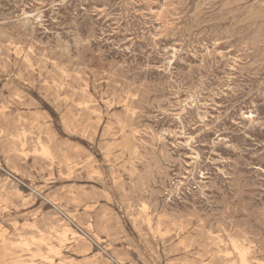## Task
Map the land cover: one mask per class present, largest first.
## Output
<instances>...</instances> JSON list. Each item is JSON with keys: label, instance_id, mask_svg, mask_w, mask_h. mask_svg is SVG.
Segmentation results:
<instances>
[{"label": "rangeland", "instance_id": "374dc122", "mask_svg": "<svg viewBox=\"0 0 264 264\" xmlns=\"http://www.w3.org/2000/svg\"><path fill=\"white\" fill-rule=\"evenodd\" d=\"M0 22V264H264V0H0Z\"/></svg>", "mask_w": 264, "mask_h": 264}, {"label": "bare ground", "instance_id": "6f19581e", "mask_svg": "<svg viewBox=\"0 0 264 264\" xmlns=\"http://www.w3.org/2000/svg\"><path fill=\"white\" fill-rule=\"evenodd\" d=\"M215 3H216V2H215ZM204 4H206V3H204ZM202 8H203V7H202ZM200 12H201V11H200ZM26 17H28V16H26ZM255 17H256V16H255ZM252 18H253V17H252ZM0 23H1V22H0ZM8 27H10V26H8ZM2 29H3V28H2ZM20 30H21V29H20ZM26 30H27V29H26ZM48 34H49V33H48ZM33 37H34V36H33ZM3 38H4V37H3ZM20 38H21V37H20ZM16 40H18V38H17ZM24 40H25V39H24ZM20 42H21V41H20ZM41 42H42V40H41ZM46 42H47V41H46ZM43 43H44V42H43ZM43 43H42V44H43ZM42 44H41V46H42ZM15 45H16V44H15ZM37 45H38V44H37ZM16 47H17V46H16ZM18 47H19V46H18ZM52 49H53V48H52ZM14 50H15V49H14ZM31 50H32V49H31ZM46 50H47V49H46ZM9 51H10V50H9ZM50 51H51V50H50ZM52 52H53V51H52ZM210 52H211V51H210ZM210 52H209V54H210ZM212 52H213V51H212ZM16 53H17V51H16ZM29 54H30V53H29ZM223 54H224V53H223ZM44 55H45V54H44ZM2 56H3V55H2ZM14 56H15V55H14ZM20 56H21V55H20ZM49 56H50V55H49ZM52 56H53V55H52ZM54 56H55V55H54ZM60 56H61V55H60ZM5 57H6V56H5ZM10 57H11V56H10ZM29 57H30V56H29ZM47 57H48V56H47ZM216 57H217V56H216ZM222 57H223V56H222ZM57 58L59 59V57H57ZM206 58H207V57H206ZM8 59H9V58H8ZM29 59H30V58H29ZM37 59H38V58H37ZM41 59H42V57H41ZM41 59H40V61H41ZM43 59H44V58H43ZM48 59H49V58H48ZM207 59H209V58H207ZM6 60H7V58H6ZM25 60H26V59H25ZM31 60H32V59H31ZM31 60H30V61H31ZM38 60H39V59H38ZM45 60L47 61V59H45ZM55 60H56V59H55ZM61 60H62V59H61ZM203 60H204V58H203ZM215 60H216V59H215ZM43 61H44V60H43ZM207 61H209V60H207ZM51 62H52V61H51ZM38 63L40 64V62H38ZM43 63H44V62H43ZM66 63H68V62H66ZM69 63H70V62H69ZM25 64H26V63H25ZM44 64H45V63H44ZM70 64H71V63H70ZM207 64H208V63H207ZM27 65H28V64H27ZM54 65H56V64H54ZM59 65H60V64H59ZM40 66H41V64H40ZM45 66L47 67V64H46ZM56 66H57V65H56ZM64 66H65V65H64ZM66 66H67V65H66ZM30 67H31V65H30ZM42 67H43V66H42ZM67 67H68V66H67ZM209 67H210V66H209ZM44 68H45V67H44ZM54 68H55V67H54ZM57 68H58V66H57ZM62 68H64V67H62ZM81 68H82V66H81ZM202 68H203V67H202ZM1 69H3V68H1ZM32 69H33V68H32ZM65 69H66V68H65ZM68 69H69V68H68ZM76 69H77V68H76ZM74 70H75V69H74ZM72 71H73V70H72ZM55 72H56V71H55ZM55 72H54V73H55ZM58 72H59V71H58ZM62 72H63V71L61 70V73H62ZM66 72H67V70H66ZM66 72H65V73H66ZM73 72H75V71H73ZM69 73L73 74L72 72H69ZM55 74H56V73H55ZM58 74H60V73H58ZM67 74H68V73H67ZM71 74H70V75H71ZM124 74H125V73H124ZM70 75H69V76H70ZM78 75L81 76V74H78ZM121 75H122V74H121ZM125 76H126V75H125ZM78 77H79V76H78ZM120 78H121V77H120ZM75 79H76V77H75ZM123 79H124V78H123ZM21 81H22V80H21ZM119 81H120V80H119ZM44 83H45V80H44ZM130 83H131V82H130ZM134 83H135V82H134ZM75 84H76V83H75ZM41 85H43V83H42ZM128 85H129V84H128ZM135 85H136V84H135ZM48 86H49V85H48ZM70 86H71V85H70ZM124 86H125V85H124ZM60 87H61V85H60ZM62 87H63V85H62ZM125 87H126V86H125ZM132 87H133V86H132ZM132 87H131V88H132ZM49 88H50V87H49ZM128 88H130V87H128ZM72 89H73V88H72ZM133 89L135 90L134 87H133ZM136 90H137V88H136ZM60 91H61V90H60ZM75 91H76V90H75ZM54 93H55V91H54ZM55 94H58V92L55 93ZM55 94H54V95H55ZM78 96H79V95H78ZM96 96H97V95H96ZM147 96H148V95H147ZM90 97H91V96H90ZM126 97H127V96H126ZM43 98H44V97H43ZM142 98H143V97H142ZM111 99H113V98H111ZM44 100H45V99H44ZM62 100H64V99H62ZM81 100H82V99H81ZM100 100H101V99H100ZM102 101H103V100H102ZM127 101H128V100H127ZM127 101H126V102H127ZM134 101H135V100H134ZM17 103H21V102H17ZM48 103H49V101H48ZM145 103H146V102H145ZM98 104H99V103H98ZM147 104H148V103H147ZM102 105H103V103H102ZM41 107H42V106H41ZM91 108H92V107H91ZM116 108H117V107H116ZM95 109H96V108H95ZM101 110H102V109H101ZM107 110H108V108H107ZM95 111H96V110H95ZM137 112H138V111H137ZM140 112H141V110H140ZM106 113H107V112H106ZM108 113H109V111H108ZM138 113H139V112H138ZM141 113H142V112H141ZM145 113H146V112H145ZM58 114H59V113H58ZM88 115H89V114H88ZM251 115H252V114H251ZM252 117H253V116H252ZM0 118H2L1 115H0ZM60 118H61V117H60ZM134 118H135V117H134ZM51 119H52V118H51ZM250 119H251V118H250ZM134 120H135V119H134ZM126 121H127V120H126ZM260 122H261V121H260ZM250 123H251V122H250ZM28 126H29V125H28ZM134 126H135V125H134ZM93 128H94V127H93ZM137 128H138V127H137ZM23 129H24V128H23ZM143 129H145V128H143ZM17 130H18V129H17ZM21 130H22V129H21ZM135 130H136V128H135ZM145 130H146V129H145ZM149 130H151V129H149ZM95 131H96V130H95ZM138 131H139V130H138ZM156 131H157V130H156ZM260 131H261V130H260ZM93 132H94V131H93ZM148 132H150V131H148ZM151 132H152V131H151ZM179 132H180V131H179ZM16 133H17V132H16ZM144 133H145V132H144ZM146 133H147V132H146ZM152 133H153V132H152ZM37 134H38V133H37ZM134 134H135V133H134ZM153 134H154V133H153ZM22 135H23V134H22ZM26 135H28V134H26ZM65 135H66V134H65ZM123 135H124V134H123ZM29 136H30V134H29ZM34 136H35V135H34ZM146 136L148 137L149 135H146ZM153 136H154V135H153ZM36 137H37V136H36ZM43 137H44V136H43ZM43 137H41V139H42ZM139 137H140V136H139ZM150 137H151V136H150ZM95 138H97V137H95ZM189 138H190V137H189ZM216 138H217V137H216ZM7 139H8V138H7ZM11 139H12V138H11ZM16 139H18V138H16ZM21 139H22V138H21ZM35 139H36V138H35ZM35 139H33V140H35ZM14 140H15V139H14ZM24 140H25V139H23V141H24ZM26 140H27V139H26ZM28 140H30V139H28ZM42 140H43V139H42ZM191 140H192V138H191ZM20 141H21V140H20ZM35 141H36V140H35ZM35 141H31V142H35ZM44 141H45V137H44ZM167 141H168V140H167ZM6 142H7V141H6ZM11 142H13V141H11ZM24 142H25V141H24ZM36 142H37V141H36ZM48 142H49V141H48ZM163 142H164V141H163ZM165 142H166V141H165ZM138 143H140V142H138ZM161 143H162V142H161ZM218 143H219V142H218ZM22 144H24V143H22ZM33 144H34V143H33ZM46 144H47V141H46ZM93 144H94V143H93ZM35 145H36V144H35ZM35 145H33V146H35ZM48 145H49V143H48ZM18 146H19V145H18ZM21 146H22V145H21ZM33 146H32V147H33ZM229 146H230V145H229ZM30 147H31V146H29V148H30ZM165 147H166V146H165ZM13 148H14V147H13ZM29 148H28V149H29ZM140 148H141V147H140ZM20 149H21V148H20ZM36 149H37V148H36ZM38 149H39V148H38ZM168 149H169V148H168ZM17 150H19V149H17ZM33 151H34V150H33ZM41 151H42V150H41ZM155 151H156V150H155ZM162 151H163V150H162ZM13 152H14V151H13ZM31 152H32V151H31ZM31 152H29V154H30ZM100 152H101V151H100ZM164 152H165V151H164ZM32 153H33V152H32ZM101 153H102V152H101ZM196 153H197V152H196ZM12 154H14V153H12ZM15 154H16V153H15ZM69 154H71V153H69ZM104 154H105V153H104ZM104 154H103V155H104ZM168 154H169V153H168ZM12 156H13V155H12ZM16 157H17V156H16ZM20 157H21V156H20ZM172 157H173V156H172ZM14 158H15V155H14ZM22 158H23V157H22ZM22 158H21V159H22ZM43 158H44V157H43ZM43 158H42V159H43ZM141 158H142V157H141ZM155 158H156V157H155ZM163 158H164V157H163ZM167 158H168V157H167ZM15 159H16V158H15ZM24 159H25V158H24ZM39 159H40V157H39ZM172 159H173V158H172ZM10 160H11V159H10ZM13 160H14V159H13ZM13 160H12V161H13ZM19 160H20V159H19ZM19 160L17 159V161H19ZM26 160H27V159H26ZM44 160H45V159H44ZM106 160H107V159H106ZM131 160H132V159H131ZM173 160H174V159H173ZM17 161H16V162H17ZM169 161H170V160H169ZM19 162H23V161H19ZM40 162H43V161H40ZM67 162H68V161H67ZM147 162H148V161H147ZM159 162H160V161H159ZM65 163H66V162H65ZM138 163H139V162H138ZM165 163H166V161H165ZM22 164H23V163H22ZM22 164H21V165H22ZM24 164H25V163H24ZM24 164H23V165H24ZM26 164H27V163H26ZM26 164H25V166H27ZM41 164H42V163H41ZM66 164H67V163H66ZM66 164H65V165H66ZM159 164H160V163H159ZM19 165H20V163H19ZM65 165H64V167H65ZM170 165H171V164H170ZM61 166H62V165H61ZM136 166H137V164H136ZM158 166H159V165H158ZM161 166H163V165H161ZM167 166H168V165H167ZM5 167H6V166H5ZM2 169H3V168H2ZM21 169H22V168H21ZM66 169H67V167H66ZM168 169H169V168H168ZM260 169H261V168H260ZM13 172H14V171H13ZM29 172H30V171H29ZM10 173H11V172H10ZM67 173H68V172H67ZM13 174H14V173H13ZM15 175H16V173H15ZM58 175H59V174H58ZM58 175H57V176H58ZM155 175H156V174H155ZM159 175H161V174H159ZM148 176H149V175H148ZM28 177H29V175H28ZM30 177H32V176L30 175ZM159 177H160V176H159ZM161 177H162V176H161ZM58 178H59V177H58ZM62 178H63V177H62ZM163 178H164V177H163ZM167 178H168V177H167ZM170 178H171V177H170ZM29 179H31V178H29ZM79 179H80V178H79ZM79 179H77V180H79ZM88 179H89V178H88ZM7 180H8V179H7ZM9 180H10V179H9ZM31 180H32V179H31ZM33 180H35V179H33ZM64 180H66V179H64ZM97 180H98V179H97ZM155 180H156V179H155ZM3 181H4V180H3ZM60 181H61V180H60ZM156 181H158V180H156ZM53 182H54V181H52L51 183H53ZM62 182H63V181H62ZM162 182H163V179H162ZM0 183H1V182H0ZM2 183H3V182H2ZM4 183H5V182H4ZM4 183H3V184H4ZM9 183H10V182H9ZM87 183H88V182H87ZM160 183H161V182H160ZM163 183H164V182H163ZM15 184H16V183H15ZM162 185H163V184H162ZM10 186H12V185H10ZM30 186H31V185H30ZM6 187H8V186H6ZM93 187H94V186H93ZM2 188H4V187H2ZM12 188H13V187H12ZM16 188H18V187H16ZM40 188H41V187H40ZM44 188H45V187H44ZM63 188H64V187H63ZM117 188H118V187H117ZM5 189H6V188H5ZM8 189H9V188H8ZM57 189H60V188H57ZM57 189H56V190H57ZM69 189H70V188H69ZM127 189H128V187H127ZM144 189H145V188H144ZM44 190H46V188H45ZM44 190H43V191H44ZM60 190H61V189H60ZM129 190H130V189H129ZM7 191H8V190H7ZM7 191H6V192H7ZM9 191H10V190H9ZM9 191H8V192H9ZM84 191H85V190H84ZM158 191H160V190H158ZM6 192H5V193H6ZM41 192H42V191H41ZM57 192H58V191H57ZM59 192H60V191H59ZM85 192H86V191H85ZM0 193H1V192H0ZM9 193H10V192H9ZM12 193H13V192H12ZM12 193H11V194H12ZM14 193H15V190H14ZM62 193H63V192H62ZM159 194H160V193H159ZM16 195H17V194H16ZM19 195H20V193H19ZM149 195H150V194H149ZM149 195H148V196H149ZM19 197H20V196H19ZM16 198H17V197H16ZM16 198H15V196H14V198H12V199H16ZM42 198H43V197H42ZM17 199H18V198H17ZM17 199H16V200H17ZM50 200H51V199H50ZM145 200H146V199H145ZM149 200H151V199H149ZM149 200H147V201H149ZM21 201H22V200H21ZM45 201H46V200H45ZM53 201H54V200H53ZM170 202H172V201H170ZM23 203H24V202H23ZM173 204H175V203L173 202ZM190 204H191V203H190ZM190 204H189V205H190ZM227 204H228V203H227ZM169 205H170V204H169ZM235 205H236V204H235ZM4 206H5V205H4ZM190 206H191V205H190ZM23 207H24V206H23ZM138 207H139V206H138ZM169 207H170V206H169ZM175 207H176V206H175ZM184 207H186V206H184ZM193 207H194V206H193ZM197 207H198V206H197ZM133 208H134V207H133ZM147 208H148V207H147ZM134 209H135V208H134ZM138 209H141V208H138ZM164 209H165V208H164ZM168 209H169V208H168ZM170 209H171V208H170ZM195 209H196V208H195ZM195 209H194V210H195ZM153 210H154V209H153ZM161 210H162V209H161ZM174 210H175V209H174ZM182 210H183V209H182ZM186 210H187V208H186ZM196 210H197V209H196ZM247 210H248V209H247ZM132 211H133V210H132ZM139 211H140V210H139ZM165 211H166V210H165ZM155 212H156V211H154V213H155ZM187 212H188V211H187ZM252 212H253V211H252ZM202 213H204V212H202ZM224 213H225V212H224ZM224 213H222V214H224ZM247 213H248V212H247ZM70 214H71V213H70ZM127 214H128V213H127ZM204 214H205V213H204ZM244 214H246V213H244ZM248 214H249V213H248ZM73 215H74V214H73ZM73 215H72V216H73ZM172 215H173V214H172ZM216 216H218V215H216ZM219 216H220V215H219ZM223 216H224V215H223ZM225 216H226V215H225ZM152 217H153V216H152ZM66 218H67V217H66ZM129 218H130V217H129ZM224 218H225V217H224ZM251 218H252V217H251ZM219 219H220V218H219ZM132 220H133V219H131V221H132ZM225 220H226V219H225ZM252 220H253V219H252ZM0 221H1V220H0ZM219 221H220V220H219ZM75 222H76V221H75ZM141 222H142V221H141ZM170 222H171V221H170ZM221 222H223V221H221ZM255 222H256V221H255ZM48 223H49V222H48ZM213 223H214V222H213ZM257 223H258V222H257ZM261 223H262V222H261ZM261 223H260V224H261ZM49 224H50V223H49ZM142 224H143V223H142ZM220 224H222V223H220ZM211 225H212V224H211ZM256 225H257V224H256ZM258 225H259V224H258ZM258 225H257V226H258ZM263 225H264V224H263ZM1 226H2V225H1ZM74 226H75V225H74ZM91 226H92V225H91ZM144 226H145V225H144ZM223 226H226V225H223ZM147 227H148V226H147ZM250 227H251V226H250ZM259 227H260V226H259ZM216 229H217V228H216ZM251 229H252V228H251ZM214 230H215V229H214ZM223 230H224V229H223ZM203 231H204V230H203ZM205 231H206V230H205ZM238 231H240V230H238ZM51 232H52V231H51ZM53 232H54V231H53ZM221 232H222V231H221ZM253 232H255V231H253ZM259 233H260V232H259ZM41 234H42V233H41ZM58 234H59V233H58ZM84 234H85V233H84ZM158 234H159V233H158ZM207 234H208V233H207ZM209 234H210V233H209ZM245 234H246V233H245ZM163 235H164V234H163ZM216 235H217V234H216ZM218 235H219V234H218ZM218 235H217V236H218ZM235 235H236V234H235ZM64 236H65V235H64ZM79 236H80V235H79ZM176 236H177V235H176ZM141 237H142V236H141ZM225 237H226V236H225ZM61 238H62V237H61ZM213 238H214V237H213ZM249 238H250V237H249ZM166 239H167V237H166ZM215 240H216V239H215ZM222 240H223V239H222ZM254 240H255V239H254ZM131 242H132V241H131ZM147 242H148V241H147ZM243 242H244V241H243ZM258 242H259V240H258ZM218 243H219V242H218ZM222 243H223V242H222ZM237 243H238V242H237ZM259 243H261V242H259ZM259 243H258V244H259ZM262 243H263V242H262ZM146 244H147V243H146ZM220 244H221V243H220ZM215 245H216V244H215ZM228 245H229V244H228ZM262 245H263V244H262ZM162 246H163V245H162ZM219 246H220V245H219ZM221 246H223V245H221ZM249 246H250V245H249ZM146 247H147V246H146ZM164 247H165V246H164ZM217 247H218V246H216L215 249H217ZM232 247H233V245H232ZM241 247H242V246H241ZM253 247H254V246H253ZM182 248L184 249V247H182ZM225 248H226V247H225ZM233 248H234V247H233ZM238 248H239V247H238ZM47 249H48V248H47ZM235 249H236V248H235ZM239 249H240V248H239ZM243 249H244V248H243ZM243 249H242V250H243ZM248 249H249V248H248ZM263 249H264V248H263ZM150 250H151V249H150ZM150 250H148V251H150ZM157 250H158V249H157ZM242 250H241V251H242ZM152 251H154V250H152ZM158 251H159V250H158ZM219 251H220V250H219ZM234 251H235V250H234ZM236 251H237V250H236ZM169 252H170V251H169ZM237 252H238V251H237ZM246 252H247V251H246ZM263 252H264V251H263ZM263 252H262V253H263ZM166 253H167V252H166ZM219 254H220V253H219ZM248 254H249V253H248ZM221 255L224 256L225 254H221ZM239 255H240V254H239ZM239 255H238V256H239ZM263 255H264V253H263ZM217 256L220 257V255H217ZM225 256H226V255H225ZM241 256H242V264H247L248 262L246 263V261H245V259H244V258H245V254H244V253H241ZM209 257H211V256H209ZM235 257H236V256H235ZM157 258H158V257H157ZM227 258H228V257L226 256V259H227ZM159 259H160V258H159ZM159 259H158V260H159ZM183 259H184V257H183ZM219 259H220V258H219ZM219 259H218V260H219ZM229 259H230V258H229ZM237 259H238V258H237ZM39 260H40V258H39ZM51 260H52V259H51ZM165 261H166V260H165ZM221 261H222V260H221ZM224 261H225V260H224ZM229 261H230V260H229ZM234 261H235V260H234ZM234 261H233V262H234ZM236 261H237V260H236ZM239 261H240V260H239ZM257 261H258V260H257ZM41 262H42V261H41ZM46 262H47V261H46ZM46 262H45V263H46ZM48 262H49V261H48ZM171 262H172V261H171ZM225 262H226V261H225ZM227 262H228V261H227ZM233 262H231V263H233ZM240 262H241V261H240ZM43 263H44V262H43ZM160 263H161V262H160ZM219 263H220V261H219ZM263 263H264V262H263ZM48 264H50V263H48ZM224 264H225V263H224Z\"/></svg>", "mask_w": 264, "mask_h": 264}]
</instances>
